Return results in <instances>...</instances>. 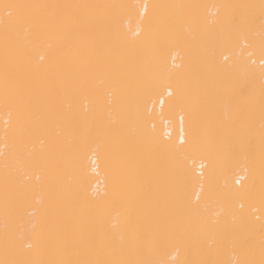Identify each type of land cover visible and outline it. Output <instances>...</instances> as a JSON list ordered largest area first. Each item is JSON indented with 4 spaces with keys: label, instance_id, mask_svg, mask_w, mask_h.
I'll list each match as a JSON object with an SVG mask.
<instances>
[{
    "label": "bare ground",
    "instance_id": "6f19581e",
    "mask_svg": "<svg viewBox=\"0 0 264 264\" xmlns=\"http://www.w3.org/2000/svg\"><path fill=\"white\" fill-rule=\"evenodd\" d=\"M262 155L264 0H0V261L260 264Z\"/></svg>",
    "mask_w": 264,
    "mask_h": 264
},
{
    "label": "snow or ice",
    "instance_id": "6c2138e0",
    "mask_svg": "<svg viewBox=\"0 0 264 264\" xmlns=\"http://www.w3.org/2000/svg\"><path fill=\"white\" fill-rule=\"evenodd\" d=\"M5 8H18V9H25V8H35L38 6L35 5H4ZM119 7H139V5H134V6H129V5H120ZM157 7H163V6H157ZM144 8L147 9L148 5H144ZM10 15V14H9ZM145 86H151L149 81H145ZM171 86V85H170ZM186 93V88L185 86H183L182 84H180L179 82L176 83V95H177V99L178 101L183 100L184 96ZM117 164H118V168L120 165V160L119 157L117 158ZM261 166L262 169H264V155H262V160H261ZM117 179L122 181L123 176L122 174L119 173L118 171V175H117ZM262 195H264V192H262ZM194 213L196 211V209L192 210ZM0 264H151L150 261H103V260H48V261H32V260H6V261H0ZM241 264H255L254 261H250V260H244L241 261ZM260 264H264V260L260 261Z\"/></svg>",
    "mask_w": 264,
    "mask_h": 264
}]
</instances>
